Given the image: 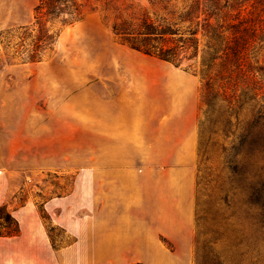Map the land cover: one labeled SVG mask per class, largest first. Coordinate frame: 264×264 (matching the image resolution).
<instances>
[{
    "label": "crops",
    "instance_id": "crops-1",
    "mask_svg": "<svg viewBox=\"0 0 264 264\" xmlns=\"http://www.w3.org/2000/svg\"><path fill=\"white\" fill-rule=\"evenodd\" d=\"M115 61L0 87V206L19 225L0 264H193L198 79L125 47ZM56 170L78 171L67 194L9 203L20 172Z\"/></svg>",
    "mask_w": 264,
    "mask_h": 264
},
{
    "label": "trees",
    "instance_id": "trees-1",
    "mask_svg": "<svg viewBox=\"0 0 264 264\" xmlns=\"http://www.w3.org/2000/svg\"><path fill=\"white\" fill-rule=\"evenodd\" d=\"M101 1L114 15L111 30L121 44L175 67L189 62L188 68H194L200 82V138L214 134L229 140L221 152L230 189H240L245 203L259 212L255 223L264 232V71L256 59L264 42V0H148L151 7H161L164 18L140 14L126 0ZM80 6L78 0H38L35 23L46 18L71 24L79 19ZM48 34L39 30L24 62L41 61L40 52L58 36ZM221 200L231 206L227 193ZM39 213L47 221L41 206ZM52 229L46 227L49 235ZM18 233L17 220L1 205L0 238ZM251 250L256 251L252 264H258L260 251L256 245ZM203 264L224 262L204 247Z\"/></svg>",
    "mask_w": 264,
    "mask_h": 264
},
{
    "label": "rangeland",
    "instance_id": "rangeland-1",
    "mask_svg": "<svg viewBox=\"0 0 264 264\" xmlns=\"http://www.w3.org/2000/svg\"><path fill=\"white\" fill-rule=\"evenodd\" d=\"M254 1L250 0V3ZM78 2L81 3L80 15L79 19L73 23L63 25L60 22L61 19L50 21L43 18L37 25L34 19V8L38 0H0V87L9 88L15 82L27 83L38 74L50 75L52 73L50 69L58 65H108L116 62L115 49L128 47L121 44L111 30L114 15L104 10L101 0H78ZM121 3L118 2L116 5L120 6ZM125 3H132L140 10V14L145 13L151 18L166 17V13L160 6L153 8L148 0H126ZM179 8L180 5L177 3L175 10ZM40 29L48 31L52 36H58L43 51L40 52L38 49L40 62H24L27 55L34 49L33 44L38 38ZM256 59L264 71V42L256 54ZM166 64L175 67L170 63L166 62ZM189 64L185 62L175 68L198 79L193 264H203L204 247L211 248L224 264H252L256 255V251L251 250L254 245L260 251L258 264H264V251L261 248L263 229L255 223L259 212L245 203V196L240 189H230L231 184L224 168L221 147H227L229 140L214 134L200 138L199 120L202 117L199 111L200 82L199 76L193 72L194 68H188ZM45 102V98H41L38 105L43 107ZM207 138H209L208 141ZM77 173V170L20 172L18 179L24 180L27 186L15 196L16 199H10L9 203L19 206L30 194L38 203L49 196L67 194L72 188V182ZM225 193L231 199L230 207H226L221 200ZM44 223L46 227L50 225L48 220ZM48 236L54 246L72 241V238L58 227H53Z\"/></svg>",
    "mask_w": 264,
    "mask_h": 264
}]
</instances>
